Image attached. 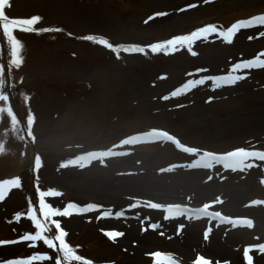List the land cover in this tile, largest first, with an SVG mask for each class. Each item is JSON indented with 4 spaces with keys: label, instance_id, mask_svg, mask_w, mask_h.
Returning <instances> with one entry per match:
<instances>
[{
    "label": "rangeland",
    "instance_id": "obj_1",
    "mask_svg": "<svg viewBox=\"0 0 264 264\" xmlns=\"http://www.w3.org/2000/svg\"><path fill=\"white\" fill-rule=\"evenodd\" d=\"M11 3L9 17L39 15L43 19L37 27L63 31L16 33L24 45V64L19 70L12 69L10 82L15 87L9 91L25 126L29 108L35 114L37 142L33 145L18 139L7 117L0 122V140L6 147L0 155V181L18 176L22 183L0 202V240L34 233L27 208L31 204L38 209V184L41 190L63 193L46 198L53 207L63 208L69 202L81 207L90 203L100 206L99 211L56 218L68 232L66 242L93 264H154L151 254L156 251L171 254L179 264H193L198 255L212 259L213 264H246L244 249L264 243V203H251L264 201V161H254L255 166L243 172L219 165L211 170L176 168L161 172L192 158L171 143L150 142L114 148L130 154L109 159L106 167L93 162L85 169H61L60 163L84 151L107 150L128 135L154 127L202 150H264V69L249 70L247 78L232 87L213 91L209 83L186 95L162 99L188 79L226 74L233 63L264 52V36H259L264 27L241 30L231 44L215 35L208 41H197L193 45L195 56L182 49L170 55L121 53L117 58L102 46L78 39L95 34L125 47L147 46L207 24L226 29L238 20L264 13V0ZM189 3L199 6L184 13L177 11ZM158 12L169 15L159 17L155 15ZM4 46L8 56L6 40ZM1 58L0 53V62ZM202 68L208 71L197 75ZM25 96L30 98L27 102ZM36 152L43 161L38 173L33 170ZM208 175L213 179L208 180ZM130 185L135 189L128 190ZM217 199L222 203L214 204L211 211L232 219H251L253 227L187 216L165 220L162 211L144 203L171 202L197 208ZM138 201L140 207H130ZM105 212L111 215L105 217ZM117 213L123 215L117 218ZM17 214L20 220H16ZM153 224L158 227L153 229ZM106 231L123 235L112 241L104 235ZM179 245L184 253L177 250ZM36 252L56 256L42 242L35 249L26 243L0 245L2 258H23ZM249 254L253 264H264V254L258 249L254 247Z\"/></svg>",
    "mask_w": 264,
    "mask_h": 264
},
{
    "label": "snow or ice",
    "instance_id": "obj_2",
    "mask_svg": "<svg viewBox=\"0 0 264 264\" xmlns=\"http://www.w3.org/2000/svg\"><path fill=\"white\" fill-rule=\"evenodd\" d=\"M212 0H203L204 4H208ZM199 5L197 3H189L184 7L177 9L178 12L184 13L188 10L195 9ZM12 7L11 0H0V32L6 40L8 46L7 61V73L6 66L0 62V122H3L5 117L8 118L10 123V130L16 134L18 139L25 140L27 138L31 144L35 145L37 138L34 133V125L36 123L35 114L29 108L26 116V126L22 122L16 112L14 111L10 89L15 87L12 84V69L19 70L24 64L23 56V43L16 35L17 32L22 33H48V32H62L63 29L59 27H37L42 21V17L39 15H32L31 17L24 18H11L7 14V10ZM159 17L169 15L168 12H158L155 14ZM154 17H149L153 19ZM148 21L146 20L145 23ZM254 27H264V13L253 15L247 19H241L233 23L230 27L222 28L215 24H207L190 31L187 34H178L172 38L166 39L162 42L152 43L147 46H136L125 47L123 45L114 44L109 39L98 36L95 34H88L78 37L84 41L91 42L93 44L102 46L103 48L110 50L115 53L119 58L121 53L128 54H144L147 55L149 52L153 54H174L182 49H187L191 55L195 56L197 53L193 51V45L200 40L208 41L210 36L215 35L224 42L231 44L234 37L241 30L251 29ZM71 35V33H69ZM259 36H264V31L259 33ZM249 40L253 39L252 36L248 37ZM252 69H264V52H260L254 58L242 59L239 62L233 63L226 74L220 75H203L199 78L188 79L181 86L177 87L171 92L170 96H164L162 99L168 100L170 98H176L186 95L193 89L203 86L206 84L211 85L212 90L232 87L237 85L239 82L245 80L248 76L249 70ZM207 69H198L197 75L200 72H207ZM189 75H193L190 73ZM163 78V77H162ZM20 83H23L21 80ZM30 98L25 96L27 102ZM212 97H209L208 102L212 101ZM7 133H5L6 135ZM150 142H165L171 143L175 148L191 157V161L188 163L172 164L168 168L160 169L161 172H171L176 168H187V169H214L216 166H222L225 170H231L232 172L241 171L245 169L253 168L254 161H264V150H250L245 147H237L233 150L226 151L223 153H217L212 150H202L199 147L187 146L181 142L174 134H171L167 130L159 128H151L150 130L143 131L137 134L128 135L122 139L118 145H114L112 148L107 150H92L84 151L81 154L75 155L73 158L67 159L60 163L61 169H67L69 167H75L79 169H85L97 162L102 166H107V161L114 157L129 155L126 151H115L114 148H123L124 146H132L141 143ZM6 152L5 141L0 140V155ZM23 155V153H22ZM43 167L42 156L36 152L34 155V166L33 170L38 173ZM208 180H212L213 176L208 175ZM264 183V180L261 181ZM21 178L12 177L3 179L0 181V202L4 201L8 193L12 189L21 188ZM36 194L38 196V209L29 204L27 208V219L34 226V233L29 231L19 236L18 239L12 240H0V245H16L20 243H26L30 248H37L38 242H42L48 249H52L56 256L53 258L49 254H42L36 252L23 258H2L0 257V264H40V262H51V264H93L90 259H85L81 255L77 254L74 247L70 246L66 242L68 232L61 226V221L56 219L57 217H71L73 214H81L87 211H99L100 206L94 203L88 204L86 207H81L77 203L69 202L63 208L53 207L51 203L46 202L47 197H60L63 195L62 192L57 190H41L37 184ZM145 205L150 209H156L162 211L165 220L175 219L178 217L187 216L191 219L193 216L196 218L207 217L209 220H218L221 223H227L233 226H246L251 229L253 227V221L251 219H232L224 216L219 211H210L216 203H222L219 199L212 203H205L202 207L191 208L184 206L179 203H169L167 205L156 203V202H144ZM254 205L264 203L261 200H254L251 202ZM131 208L140 207V202L130 205ZM111 213L105 212L103 216L108 217ZM123 213H117L116 216L119 218ZM20 214L16 215V220H20ZM158 226L153 224L152 228L156 229ZM181 228L183 225L180 226ZM54 228V233H53ZM211 229L204 233V238L208 239ZM104 235L112 241L123 235L119 231H106ZM264 254V243H259L255 246L246 247L243 251L244 259L246 264H253V257L249 254L253 251V248ZM153 257L154 264H179L171 254L156 251L151 254ZM193 264H213L212 259L205 258L203 255H198L193 261ZM218 264V262H217Z\"/></svg>",
    "mask_w": 264,
    "mask_h": 264
},
{
    "label": "bare ground",
    "instance_id": "obj_3",
    "mask_svg": "<svg viewBox=\"0 0 264 264\" xmlns=\"http://www.w3.org/2000/svg\"><path fill=\"white\" fill-rule=\"evenodd\" d=\"M139 183V181L137 182V183H134V184H138ZM170 186H172V185H170ZM167 187H169V186H167ZM134 190L135 188H134V186L133 185H130L129 187H128V190ZM159 193V192H158ZM155 194V193H154ZM161 196H166V195H164V194H160V197ZM186 197V196H185ZM187 198V197H186ZM169 203H171V202H161V204H165V205H167V204H169ZM173 235V234H172ZM176 238H177V236H174V240H176ZM173 240V241H174ZM177 243V241H174V245ZM177 250H179V251H182L183 253H184V250L182 249V247L179 245L178 247H177ZM179 253V252H178ZM180 254H182V253H180ZM176 255V254H175Z\"/></svg>",
    "mask_w": 264,
    "mask_h": 264
}]
</instances>
